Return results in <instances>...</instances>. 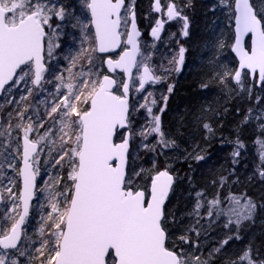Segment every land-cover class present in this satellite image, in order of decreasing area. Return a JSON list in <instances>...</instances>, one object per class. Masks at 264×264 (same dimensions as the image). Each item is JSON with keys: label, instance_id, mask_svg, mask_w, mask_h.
I'll use <instances>...</instances> for the list:
<instances>
[{"label": "snow or ice", "instance_id": "6c2138e0", "mask_svg": "<svg viewBox=\"0 0 264 264\" xmlns=\"http://www.w3.org/2000/svg\"><path fill=\"white\" fill-rule=\"evenodd\" d=\"M220 2L223 4L225 0ZM81 3L90 14V19L81 20L69 5L53 0H0V92L11 93L13 88L19 90L23 86L26 93L19 100L13 97L8 101L17 109L18 123L15 127L23 130L22 168L16 167L15 156L9 151L13 147V139L18 141L19 137L13 138L11 131L0 127V137H8L6 146L0 143V149L7 152L4 162L16 171L23 183L22 191L18 192L10 186L13 184L11 179L3 186L13 209H19L18 201H22L23 209L18 219L9 217L13 220L10 229L0 227V264H21L19 257L29 255L26 249L22 251L20 247L21 226L29 213V200L34 194L38 174V168L33 167L40 156L37 144L47 138H52L53 144L59 140L56 151L58 159L53 157L52 163L59 165L66 161L69 171L67 184L63 183V179L57 181L60 187L48 196L47 233L45 227L40 229L46 239L36 249L44 257L42 264H211L209 259H201L198 243L194 244L190 238L192 232L197 237L200 235L195 228L187 229L185 234L178 237L181 246L172 241V228L177 219L171 213H166L164 208L173 185V176L167 168L156 171L151 178L150 189L137 188L134 177L139 173L134 169L130 171V145L134 136L142 138L141 146L144 149L157 155H165V149L176 147L174 140L165 139L160 115L153 113L152 106L156 105V99H151L150 104L148 102L152 93L147 91L146 85L159 83L161 77L156 76L150 68L148 61L151 54L146 50L141 52L135 0L128 3L126 0H81ZM190 6V0H184V7ZM152 7L156 13L163 11L161 0H154ZM163 7L166 8L164 14L167 19L155 20L151 36L159 40L165 24L177 21L182 25L180 35L188 37L189 18L183 8L174 0H168ZM228 7L235 21L232 51L239 61L238 67L225 69L218 74V79L221 83L226 79L234 80L241 91L251 96L257 84L264 89V7H258L254 0H232ZM53 18L61 22L75 20L72 27L79 25L84 38L91 37L92 52L103 54L121 50L118 58L109 56L102 60L107 64L108 74L102 73L100 65H95L93 58L88 56L89 68L80 74L76 83H65L62 76L55 77L62 84L56 85L53 102L46 106L43 116L37 115L33 120L32 116L26 115V108L21 110L20 101L27 99L34 89H43L42 82L52 83L45 78L48 69L45 67L44 52L46 42L49 58L53 49L59 47L53 43V36L56 35L50 23ZM46 27L52 31L46 32ZM60 27L56 25V29ZM249 35L250 48H247L244 37ZM218 47L223 49L227 45L221 41ZM185 52V47L180 46L178 56L171 61L176 73L182 71ZM76 59L71 58L72 66H75ZM118 69L123 74L120 79L115 77ZM249 78L252 81L250 87L246 86ZM134 86L136 92L146 93L142 97L145 103L130 104V92ZM61 87L66 88L67 92L61 91ZM167 91L171 93L172 86ZM161 99L166 105L168 97L162 95ZM260 99L264 98L258 97L257 102ZM82 104L86 107L81 108ZM140 109L151 117V128L134 132L131 128L132 116ZM164 110L163 107L159 109L161 113ZM8 115L11 116V112ZM26 119L27 124L24 123ZM250 119L260 122L259 127L264 135V115L253 116L250 108L242 123H248ZM41 128L45 129V135H41L39 141L30 140L29 133L38 132ZM204 128L212 132L208 124H204ZM153 134L159 137L156 143L149 139ZM256 143L260 146L262 161L259 174L264 177V140L257 139ZM235 144L233 162L238 163L245 145L239 137ZM15 151L17 155L20 154L19 146ZM195 159L202 160L204 157L197 155ZM4 162H0V174L3 173ZM153 165L155 167V160ZM225 179L221 177V182ZM203 196L202 192L196 193L193 213L198 217L203 207ZM0 198H3L2 192ZM231 199L233 205L227 210L218 209V199L208 202L209 217L213 215V209H217L216 215L228 216L225 227L233 223L236 226L235 237L227 236L215 252H220L229 240L240 239L241 226L244 221L253 218L257 208L251 199L243 204L241 198ZM185 244L189 245L188 250L182 247ZM193 248L195 251H192ZM239 264H264V258H260L258 252L254 257L249 246L240 256Z\"/></svg>", "mask_w": 264, "mask_h": 264}, {"label": "trees", "instance_id": "16d2710c", "mask_svg": "<svg viewBox=\"0 0 264 264\" xmlns=\"http://www.w3.org/2000/svg\"><path fill=\"white\" fill-rule=\"evenodd\" d=\"M151 2L152 0H136L135 8L140 18L151 14ZM190 3L191 6L186 7L190 26L189 36L183 45L186 49L185 64L180 73L173 69V72L167 75L165 84L160 87L162 92L157 93V105L153 111L161 117L165 139L174 140L176 147L165 149V155L142 151L135 163L131 161L130 171L134 169L139 173L134 177L136 187L148 189L156 171L167 168L174 174L175 187L165 211L177 219L172 228V241L177 246H181L178 237L185 234L187 229L195 228L200 235L197 237L195 232H192L190 238L194 244L198 243L201 259L207 258L211 264H232L234 261L239 264L240 256L249 246L254 257L258 252L260 258H264V177L259 174L262 161L260 146L256 143L257 139L264 140V135L257 120L250 119L248 123H242L250 108L253 116L264 115V99L257 102L258 97L264 98V89L256 86L249 96L247 92L239 89L234 80L226 79L221 83L218 79V74L225 69L238 67L237 59L232 52L235 37L234 19L231 18L232 13L228 7L232 0H225L223 4L220 0H190ZM260 3L264 7V0H260ZM224 10L223 15L220 11ZM141 20L144 21V18ZM65 26L66 23L59 29L66 36L63 45L65 48L78 51L77 45L83 47L88 45V41L83 42V39L72 41L71 38L74 36L70 38V34L76 35L73 33L75 28L68 32ZM221 41L227 47L220 49L218 43ZM91 48L92 44L82 64L88 63V56H91L93 61L98 60L96 52H92ZM68 55H71L68 59L75 57L74 54ZM176 56H178L176 50L168 52L167 49V55L164 53L157 55L156 64L166 66L170 64L174 68L171 61ZM251 83L249 78L246 86L250 87ZM169 86L173 88L171 93L167 91ZM162 95L168 97L166 105L161 99ZM162 107L165 110L161 113L159 109ZM9 112L13 126H16L18 123L16 106L11 105L6 112L4 110L8 118ZM134 120L136 122L132 126L134 132H139L141 128L150 130L151 117L144 109L140 110L139 115H135ZM204 124H208L212 132L204 128ZM237 137L245 147L241 149L238 163H234L232 153L236 148ZM149 139L156 143L159 137L153 134ZM136 146L134 143L133 151H137ZM159 147L157 145L158 149ZM197 155L203 156L204 159H195ZM221 177L226 178L223 183ZM197 192L204 194L201 198L203 207L199 210V217L193 213ZM233 197L241 198V204L251 199L257 208L253 218L244 221L241 226L240 239L229 240L220 252H215L214 250L221 247L227 236L235 237L236 226L233 223L225 227L228 216L216 215L217 209H213V215L209 217L208 202L218 199L220 201L218 209L227 210L233 205L231 199ZM44 239L46 235L34 246L39 248ZM182 247L185 250L189 249L187 244ZM209 253L212 255L209 256ZM33 255H38V252Z\"/></svg>", "mask_w": 264, "mask_h": 264}, {"label": "rangeland", "instance_id": "374dc122", "mask_svg": "<svg viewBox=\"0 0 264 264\" xmlns=\"http://www.w3.org/2000/svg\"><path fill=\"white\" fill-rule=\"evenodd\" d=\"M66 0H53V2L56 3H60L63 4V2ZM181 1V0H179ZM254 2L257 4L258 7H263L262 4L260 3V0H254ZM75 6V5H74ZM72 6H70L71 8ZM180 7L183 8L184 14L187 15L186 12V7H184V5L181 3ZM73 9V7H72ZM75 15L77 14L78 17L81 20H86L88 19L85 15V11L83 10V6L81 5H77L76 9L74 10ZM224 15V12H221ZM71 19H66L64 22H58L56 18H53L50 23L53 26V29H55L56 31V35L53 36V43L54 44H58L59 47H55L53 49V61L52 63V67H51V71L45 75V78L47 80H51L52 83H44L43 82V89L40 90H33L32 94L27 96V99L20 101V106H21V110L23 109H27V113L26 115H30L33 117V120L36 119L37 115L43 116L46 110V106L53 102V96L56 94V85H61V81L56 80L55 77L57 76H62L63 77V82H72V83H76V81L78 80L79 76L81 73L87 72L88 68H89V64L87 63L82 64V62L84 61V57L87 55V51L89 50L88 48L91 46V37L89 36L87 39L84 38V33L80 30V26L77 25V27H75V32L74 34L76 35H71L70 34V38L72 41L74 40H82L84 41H88V45L86 46H78V51L76 50H72L69 49L68 47H66V51L64 52L65 55H61L60 52V48L64 47V43L62 41V39H64V34L63 31L61 32V30H59L60 28L56 29V25H62L64 23H66L65 28H67L68 30V21ZM71 24H69L70 26H72L73 23H75L74 20L70 21ZM144 22V21H143ZM181 24L177 23V21H175L174 23H172L169 26V29L167 30L166 34L164 35V40L163 42H161L159 45H155L151 42H148L146 40H142L141 44L143 45V51L142 53L146 52L148 54H151V60L148 61L149 65L152 67V69L155 71V73L161 77V80H165L167 75L171 72H173V66H171L170 64L166 65H162L160 63L156 64V58L158 54H162L163 50H167L168 52L170 51H175L176 50V54H178V49L180 46H183V42L182 39L184 38L183 36L180 35V28H181ZM49 31L51 32L52 29H49ZM173 34H176L175 36H173ZM77 36V37H76ZM76 38V39H75ZM177 40L179 41V43H177ZM63 42V43H61ZM66 45V44H65ZM87 47V49H85ZM174 47L175 49L171 50V48ZM64 49V48H63ZM87 50L84 51V53H86L84 55L83 50ZM62 51V50H61ZM82 52V53H81ZM68 54H74L75 57H77L76 59V63L75 66H72L71 63V58L68 59V57H70L71 55ZM169 54V53H168ZM97 55V53H96ZM63 56V57H62ZM93 62H96L97 65V59H94ZM64 64V65H62ZM85 65V66H82ZM70 69V71H69ZM168 69V70H167ZM169 69H171L169 71ZM95 70V69H93ZM169 71V72H167ZM120 79V77H119ZM134 79H135V74H134ZM161 86L158 85H151L147 91L152 93V96L148 98V102L150 104L151 99L155 98L157 101V93L158 92H162L161 91ZM160 88V89H159ZM62 89H64V92H67L66 88L61 87V91ZM25 91L23 86L20 87L19 90H17L16 88L12 89L11 93L6 92L5 96L3 97V100L0 103V113L3 112L4 110L6 112V109L8 107H10L11 105L8 104L7 105V101L11 100L13 97H15L16 100H19V97L21 95H25ZM132 94L134 96L135 99V103H145V100L142 98L144 95H146V93H138L135 90V86L132 89ZM57 99H59V97H57ZM135 104V105H136ZM46 105V106H45ZM157 105V103H156ZM31 107V108H30ZM81 108H85L86 105H80ZM153 107V111L155 110V105L152 106ZM30 110V111H29ZM142 110V109H140ZM140 110L137 112L133 113L132 116V126H134V124L136 123L134 120L135 115H139ZM9 111V110H8ZM42 114V115H41ZM4 115V123H3V129L5 131H11L12 137L15 138L16 136L20 138L23 137V130L22 129H18L16 128L14 125V123L12 122V118L10 116V118L7 117V114H3ZM2 115V117H3ZM25 124L28 123L27 119L24 121ZM11 125V127H10ZM47 127V124L45 125V128ZM37 136V140L39 141V138L41 135H45V129L41 128L39 129L38 132H30L29 136ZM18 139V140H19ZM141 142H142V138H140L139 136H134L133 137V141H132V147L133 144L136 143V147H137V151H133L131 152V156H130V163L131 161H133V163H135L138 159L139 156L141 155L142 151H147L146 149H144L141 146ZM5 146L8 143V137L4 136L3 142H2ZM40 143L43 144V149L42 152L40 154V159L38 158V163L36 164V168H38V178H39V186H38V195H37V199L36 202L33 204V210L31 213V217L28 220V222L26 223L25 229H24V236H23V241L21 243V250H25L28 252V256L27 257H19L21 264H42V261L44 260V257H41L38 253V255H33L36 252V249L38 247H35L34 244H36L39 241H41L43 239V237H45V235H42L40 232V229L42 227H45L47 221H46V216L47 213L49 211V200H48V196L50 192H56L57 188L60 187L59 184H57V181L63 179V183L67 184V172L69 171L68 166L66 161H62L59 165H54L52 163L53 161V157L57 158L56 156V151L59 148V140H56V143L53 144L52 143V138H47L44 141H40ZM13 147L11 149H9V151L14 152L17 141L15 142V139H13L12 141ZM52 149V151L50 152L49 149ZM3 155H1V161L4 162V157L7 156V152L3 151ZM47 162V163H46ZM14 163L16 165L17 168L20 167V165L18 166V161L14 160ZM129 163V164H130ZM3 174L5 175V184H3L2 182V186L7 184V181L9 179H11L13 181V184L10 185L13 188V191H20V182H19V177H17V173L9 167V164L7 162H4V168H3ZM18 187V189H17ZM43 190V191H42ZM2 192H3V196L4 194H6V201L4 202L3 199V203L0 205V227H2V225H5V229H10L11 223L13 222L12 219H9V217H14L15 219L19 218V213H21V202L18 201L19 203V209L14 210L13 209V205L10 199H8V193L7 191L4 189V187L2 188ZM43 221V223H42ZM45 233H47V228L45 227ZM45 255H47V251L45 250Z\"/></svg>", "mask_w": 264, "mask_h": 264}, {"label": "flooded vegetation", "instance_id": "af4514ba", "mask_svg": "<svg viewBox=\"0 0 264 264\" xmlns=\"http://www.w3.org/2000/svg\"><path fill=\"white\" fill-rule=\"evenodd\" d=\"M128 2H129V0H128ZM127 2V3H128ZM168 2V0H161V4H162V8H163V11L161 12V14H157L154 10H153V4H154V0H152V2H151V14L150 15H146V16H144L143 18H144V22H143V20H141V19H143V18H140L139 17V14H138V12L136 11V8H135V12H136V14H137V17H138V21H139V25H140V28H141V31L143 32V38H142V40H146V41H148V42H151V43H153V44H155V45H159L161 42H163V40H164V35L166 34V32H167V30L169 29V26L172 24V23H174L175 21H170V22H167L166 24H165V27H164V32H163V35H162V38L159 40V41H156L155 39H153L152 37H151V34H150V31H151V27H153L154 26V24H155V20L156 19H164V20H166L167 19V17H166V15L164 14L165 12H166V8H164L163 6L166 4ZM174 2L178 5V6H180V4L182 3L183 5H184V0H181V1H179V0H174ZM135 3H136V0H135ZM63 4H65V5H69V6H72L73 7V10H75L76 9V6L77 5H81L82 6V3H81V0H66V1H64L63 2ZM75 5V6H74ZM72 7H71V9H72ZM83 10L85 11V15H86V17L88 18V19H90V14L89 13H87V11H86V9H84L83 8ZM76 16H78L77 14H76ZM151 16V17H150ZM57 21L58 22H61V21H59L58 19H57ZM71 20H69L67 23H68V32L70 31V30H72V29H74V27H72V26H70L69 24H71V22H70ZM46 31L47 32H50L49 31V28H47L46 27ZM74 33V32H73ZM66 35H68V34H66ZM64 38H66V36H63ZM186 39H187V37H184L183 39H182V42H183V45H184V43H185V41H186ZM141 40V41H142ZM62 41L64 42V39H62ZM54 42V41H53ZM63 42H61V43H63ZM142 43V42H141ZM143 45L141 44V52L143 51ZM62 50V51H61ZM66 51V48L64 47V49L61 47L60 48V52H61V55H65L64 54V52ZM165 55H167V50H163L162 51ZM118 54L119 53H117V54H114V55H112L111 57L113 58V59H116V58H118ZM66 56V55H65ZM97 56H98V60H97V64L98 65H100V71L102 72V73H104V74H108V70H107V67H106V63H102V60H106L109 56H105V55H100L99 53H97ZM63 57V56H62ZM45 58H46V66H47V69H48V71L45 73V75H47L50 71H51V67H52V61H53V56L51 57V58H49L48 57V55H47V42H46V52H45ZM95 65H96V62H93ZM101 63H102V66H101ZM62 65H64V64H62ZM151 67V66H150ZM151 69H152V67H151ZM152 71L154 72V74L156 75V76H158L156 73H155V71L152 69ZM136 73V72H135ZM123 76V74H121V73H116L115 74V77L117 78V79H119V77L121 78ZM47 80V79H46ZM165 82H166V79L163 81V80H160V82L159 83H155L154 85H158V86H163L164 84H165ZM43 83V82H42ZM62 84V83H61ZM151 85H153V84H151ZM151 85H149L148 87H147V89L151 86ZM8 87V86H7ZM62 91L64 92V89H62ZM5 94H6V91L4 92V94H3V96H2V98H1V100H0V103H1V101L3 100V97L5 96ZM135 100H137V99H135L134 98V96H133V94H132V90H131V98H130V104L131 105H135L136 103H135ZM46 106V105H45ZM2 115H3V112H1L0 113V119H1V126L0 127H2L3 128V117H2ZM42 115V114H41ZM132 128V127H131ZM125 135H126V133H125ZM17 137V136H16ZM15 137V138H16ZM3 139H4V137H0V143H2L3 142ZM29 139L30 140H32V141H38L37 140V136H29ZM17 140L15 139V142H16ZM39 144V151L38 152H40V154H41V152H42V149H43V144L42 143H38ZM17 146H19V148H20V154L19 155H17L16 154V151L14 150V152H12L13 153V155L15 156V160H17L18 161V166L20 165V167L19 168H22V162H23V155H22V150H23V137L22 138H20L18 141H17V144H16V147ZM15 147V148H16ZM0 152H2V149H0ZM39 159H40V156H39ZM0 161H1V155H0ZM34 167L36 168V165H34ZM16 172V171H15ZM17 177H19L18 175H17ZM0 178H1V185H3L2 184V182H4L5 181V175L2 173V174H0ZM19 179V182L21 183L20 184V191H22V180H21V178L19 177L18 178ZM38 186H39V178H38V176H37V195H38ZM2 188H3V186H2ZM17 189H18V187H17ZM3 193V192H2ZM37 195H36V199H37ZM3 199H4V202L6 201V194H4V196H3ZM21 202V201H20ZM35 202H36V200H35ZM34 202V203H35ZM33 203V204H34ZM21 208H22V204H21ZM32 210H33V206H32ZM31 213H32V211H31ZM31 217V216H30ZM30 219V218H29ZM28 219V220H29ZM28 220H27V222H28ZM26 226V225H25Z\"/></svg>", "mask_w": 264, "mask_h": 264}, {"label": "water", "instance_id": "95a60500", "mask_svg": "<svg viewBox=\"0 0 264 264\" xmlns=\"http://www.w3.org/2000/svg\"><path fill=\"white\" fill-rule=\"evenodd\" d=\"M128 2V0H126V3ZM157 14H161V13H157ZM136 23H137V27H138V29H139V31H140V33H141V36L138 38V40H139V44H140V48H141V40H142V38H143V32L141 31V28H140V25H139V21H138V17H137V14H136ZM46 30V29H45ZM47 32V31H46ZM163 32H164V29L162 30V32H161V35H160V39L162 38V35H163ZM234 32H235V21H234ZM152 37V36H151ZM153 38V37H152ZM153 39H155V38H153ZM159 39V40H160ZM156 41H159V40H157V39H155ZM244 42H245V46L247 47V48H250V35L249 36H246V37H244ZM234 44V43H233ZM120 50L121 49H116L114 52H111V53H103V54H101V53H99L100 55H105V56H112V55H114V54H117V53H119L120 52ZM45 52H46V43H45ZM45 52H44V56H45ZM233 52V51H232ZM233 54H234V56H235V58L237 59V62L239 61V57L236 55V53L235 52H233ZM138 59H139V57H138ZM45 67L47 68V66H46V58H45ZM106 67H107V64H106ZM151 68V67H150ZM107 70H108V68H107ZM152 70V69H151ZM135 69L133 70V72L135 73ZM116 73H120V70L118 69L117 70V72ZM115 73V74H116ZM122 74V73H121ZM149 85H151V84H149ZM149 85H146V88L149 86ZM258 85V84H257ZM6 88H7V85L5 86ZM258 87H259V85H258ZM260 88V87H259ZM3 94H4V92H0V100H1V98H2V96H3ZM130 98H131V92H130ZM0 126H1V119H0ZM126 135H127V133H126ZM131 150H132V143H131V145H130V152H131ZM37 151H39V144H37ZM129 163H130V159H129ZM22 167H23V162H22ZM33 167H34V165H33ZM35 168V167H34ZM168 170V169H167ZM169 171V170H168ZM169 173L173 176V185H172V188L170 189V192H169V196H168V198L166 199V202H165V205H164V208L166 207V205H167V203H168V201H169V199H170V197H171V195H172V192H173V190H174V187H175V182H176V179H175V176H174V174H172L170 171H169ZM21 180H22V178H21ZM22 189H23V183H22ZM0 192H2V185H1V178H0ZM36 195H37V176H36V181H35V189H34V194H33V196H32V198L29 200V213H28V215H27V217L25 218V223L21 226V235H22V241H23V236H24V229H25V225H26V222H27V220H28V218L31 216V211H32V206H33V203L35 202V200H36ZM3 203V198H0V205ZM21 204H22V201H21ZM22 209H23V204H22V208H21V212H22Z\"/></svg>", "mask_w": 264, "mask_h": 264}, {"label": "bare ground", "instance_id": "6f19581e", "mask_svg": "<svg viewBox=\"0 0 264 264\" xmlns=\"http://www.w3.org/2000/svg\"><path fill=\"white\" fill-rule=\"evenodd\" d=\"M258 86V85H257ZM259 88V87H258Z\"/></svg>", "mask_w": 264, "mask_h": 264}]
</instances>
